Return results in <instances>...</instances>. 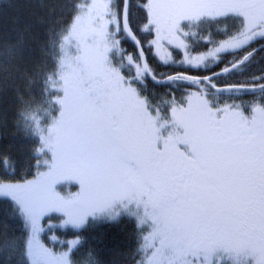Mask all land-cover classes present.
Masks as SVG:
<instances>
[{
    "label": "snow or ice",
    "instance_id": "obj_1",
    "mask_svg": "<svg viewBox=\"0 0 264 264\" xmlns=\"http://www.w3.org/2000/svg\"><path fill=\"white\" fill-rule=\"evenodd\" d=\"M133 7L132 0L75 4L71 25L55 37V70L42 77V94L52 99L21 114L41 141L39 151L52 153L37 180L0 182V196L11 198L30 229L26 264H74L78 238L60 253L40 243V221L53 212L67 217L61 226L73 228L135 217L144 233L136 264H264V70L251 72L264 53V0H146L148 23L140 31L155 29L157 48L162 40L175 42L185 50L183 63L196 68L220 62L221 54L233 56L221 73L164 81L147 63L131 23ZM227 16L239 18L240 28L219 42L181 26L197 29ZM181 37L212 47L191 56ZM122 40L134 42L138 54L121 47ZM160 59L168 63L171 54ZM222 73L248 74L250 82L219 87L213 77ZM149 76L156 84L187 81L198 90L189 93L187 107L175 100L153 103L142 94ZM257 90L250 115L210 98ZM49 105L58 106V115ZM69 174L80 191L64 197L55 186ZM16 247L12 239L0 241L5 252ZM85 264H95L90 254Z\"/></svg>",
    "mask_w": 264,
    "mask_h": 264
},
{
    "label": "trees",
    "instance_id": "obj_2",
    "mask_svg": "<svg viewBox=\"0 0 264 264\" xmlns=\"http://www.w3.org/2000/svg\"><path fill=\"white\" fill-rule=\"evenodd\" d=\"M85 2L88 0H0V159L8 160L7 165L0 164V182L26 181L36 177L41 168L40 163H37L42 157L39 151L41 141L23 126L21 114L29 105L47 103L52 99L47 92L42 94V77L55 70V37L63 34L71 25L75 14L74 5ZM119 2L114 0V3ZM144 3L146 0H132L136 7L131 9V23L157 78L178 74L210 76L222 71L233 59L231 55L221 54L220 62L210 61L209 67L196 68L183 63L185 54L180 48L171 47V62H162L158 55L151 53L154 47L149 45L156 36L154 29L151 32L140 31L148 23L147 12L142 7ZM185 25L186 22L181 24L184 31L195 30L200 36H211L213 41L219 42L240 28V20L227 16L205 21L197 29H189ZM183 39L188 43V52L192 55L207 52L212 47L203 40L196 42L192 38ZM122 47L128 53L138 54V48L131 40H123ZM262 57L264 53H260L251 66V72L256 75L264 70ZM213 79L219 87H226L250 82V75L227 73ZM145 83L147 88L143 90L144 96L154 100L167 96L184 106L191 90L197 89L196 85L187 81L156 84L147 77ZM255 94H259V90ZM49 108L56 113L58 106L49 105ZM141 227L135 217L125 214L117 221H90L81 229L59 228L57 232L65 241L80 239L81 244L72 255L74 264H85V257L89 254L95 264H136L141 235L144 234ZM29 234L30 229L26 227L23 215L17 211V205L9 197H0V241L12 239L17 244L11 252L0 249V260L4 264H26L22 252ZM66 245L63 243L61 247Z\"/></svg>",
    "mask_w": 264,
    "mask_h": 264
},
{
    "label": "rangeland",
    "instance_id": "obj_3",
    "mask_svg": "<svg viewBox=\"0 0 264 264\" xmlns=\"http://www.w3.org/2000/svg\"><path fill=\"white\" fill-rule=\"evenodd\" d=\"M88 2H90V0H88ZM219 18H223V17H219ZM109 27H110V30H114V28L111 25ZM153 31H154V34H156L155 33V29ZM155 39H156V36L149 43V45H152L154 47L153 50L151 49V53H154L155 55H158L159 58L161 56H163V55H166V54L170 53L171 54V60H172L173 55L171 53V47L179 48L176 45V43L175 42L169 43L168 40L165 39V40H162L160 42L162 47L157 48V46L155 44H152V41H154ZM181 39H183V37H181ZM122 41H121V47H122ZM180 49L185 54V50L182 49V48H180ZM144 51H145V49H144ZM188 54L191 55V56H195V55L190 54L189 52H188ZM145 56L147 58V63L149 65L148 56L146 55V51H145ZM118 59H119L118 57L116 59H114L113 63L118 64ZM171 60H169L168 63L171 62ZM162 62H164V61H162ZM168 63H166V64H168ZM124 73H126L125 75L128 74L127 71H125ZM160 79H162V78H160ZM136 86L140 87L139 84H137ZM196 91H197V89H195L193 91L191 90L190 93H194ZM142 94L144 95L143 91H142ZM259 97H260V93L259 94H253V95H248L246 93H242V94H240V93H235V94H233V93L232 94L222 93V95H216V96L210 97V98L214 100V102L216 103V106H218V107H224V105H226V104H235V105L240 106V110L244 111L245 115H250V108H251V106L254 103L259 101ZM149 99L153 103H159L160 100H162V99L163 100H169V101L172 100V98H168L167 96L161 97V98H159V100H154L153 98H150V97H149ZM185 106L187 107V102H185ZM50 111L52 112L53 115H58V111L56 113L53 112V110H50ZM162 111L166 113L167 109H163ZM49 122H50V120H49ZM40 155L42 156L41 159H40V162H39L40 165H41V168L39 169L38 174L36 175V177L29 178L26 181L37 180L40 173H45V172L48 171V167L45 166V162H47V163L51 162L52 153H51V151H48L47 149H45V151H40ZM26 181H18V182L8 181V182H3V183H25ZM55 191L57 193H59V195L64 196V197H68L70 195H74V194H76V193H78L80 191L79 181H78V179L74 178L71 174H69L67 176V178L62 179L55 186ZM0 197H5V196H0ZM6 198H8V197H6ZM65 219H67V217H65L63 215V213H61V212H53V213H49L48 215L43 217L41 219V221H40V226L43 229V231H41L39 233L40 243L43 244L46 248L51 249L54 253H60V252L66 251L67 250L66 247H63V248L61 247L63 245V243H67L68 241L77 239V238H73L71 240L65 241L64 239H62L58 235L57 231H58L59 228H72L71 225L61 226L62 222ZM85 226H86V224H85ZM79 229H81V228H79ZM53 236H55L57 239L53 240L52 239Z\"/></svg>",
    "mask_w": 264,
    "mask_h": 264
},
{
    "label": "water",
    "instance_id": "obj_4",
    "mask_svg": "<svg viewBox=\"0 0 264 264\" xmlns=\"http://www.w3.org/2000/svg\"><path fill=\"white\" fill-rule=\"evenodd\" d=\"M138 38V37H137ZM139 39V38H138ZM142 45V44H141ZM143 48H144V46H143ZM145 58H146V56H145ZM146 60H147V58H146ZM222 71H220L219 73H221ZM224 74H227V73H222V75H224ZM186 76V75H185ZM190 76V75H189ZM210 76H212V75H210ZM151 77V76H150ZM193 77H195V76H193ZM202 78V77H201ZM214 78V77H213ZM166 78H164V79H160V78H158V80H161V81H164ZM161 84H165V83H161Z\"/></svg>",
    "mask_w": 264,
    "mask_h": 264
}]
</instances>
